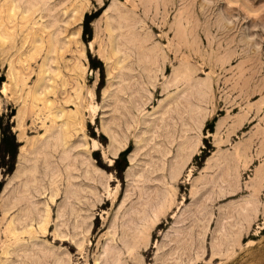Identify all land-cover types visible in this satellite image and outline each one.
<instances>
[{"label":"rangeland","instance_id":"374dc122","mask_svg":"<svg viewBox=\"0 0 264 264\" xmlns=\"http://www.w3.org/2000/svg\"><path fill=\"white\" fill-rule=\"evenodd\" d=\"M10 1L0 0V264L51 250L60 262L44 264H264V0H12L36 10L26 19ZM51 42L72 97L83 89L88 156L77 155L87 163L73 194L64 172L55 186L46 179L35 206L51 219L40 235L38 222L18 223L20 174L52 127L26 94ZM12 72L27 77L22 89ZM106 129L126 147L111 166ZM155 163L165 171L153 180Z\"/></svg>","mask_w":264,"mask_h":264},{"label":"bare ground","instance_id":"6f19581e","mask_svg":"<svg viewBox=\"0 0 264 264\" xmlns=\"http://www.w3.org/2000/svg\"><path fill=\"white\" fill-rule=\"evenodd\" d=\"M12 1V0H11ZM10 1V8H8V12L14 17V16H18V14L20 13L21 15H23V18L22 19H26V18H29V16L33 15L36 13V10L35 11H32L31 9H22L23 7H19L18 5V2L17 1ZM20 1V0H19ZM35 5V4H34ZM33 5V6H34ZM9 7V6H8ZM28 7V6H27ZM36 7V6H35ZM37 9V8H35ZM82 9V8H81ZM85 9V8H84ZM38 12V10H37ZM82 12V11H81ZM82 14V13H81ZM80 16V14H79ZM83 17V16H82ZM43 19V18H42ZM35 23V22H34ZM165 23V22H164ZM226 25V24H224ZM51 26V25H50ZM48 25H41V29H43V31H49L50 27ZM227 27V26H225ZM182 28V27H181ZM32 30V29H31ZM111 31V30H110ZM112 33V32H110ZM150 35V34H149ZM35 39H36V36H35ZM53 39V38H52ZM38 40V39H37ZM37 40H35L34 42L36 43ZM54 41V40H53ZM52 41V42H53ZM130 41V40H129ZM50 43L51 46L48 47L49 50H47V55L46 57L44 58L45 60V63L43 64L44 65V68L40 67V71H41V68H42V71L41 73H39V80L38 83L36 85V88H32L30 90H32L31 92L29 91V93H26L28 94L27 97L29 96V98L31 99L30 101L32 102V106L31 104L29 106H31L32 108H36L40 105H42V107H39L40 110L38 109L36 113L37 116H39L38 114L42 113L44 111H48V116L46 117V119H44L43 123L45 124V121L49 120L48 123H50L52 125L51 128H46V131H45V139L43 141H35V142H32L31 143V147L33 148V151L31 152V154L27 157H25L23 159V161L25 162V166L26 164H29L27 168H24L22 173L20 174V179L22 181H24V188H22V194H23V197L21 198V202L25 203V205L27 206V211L24 212V214L22 215V217H20L18 219V223L20 225H30L32 224V222H38L39 224V234L42 235V234H45L46 233V230H47V227L48 225L50 224V215H49V211H50V208L48 210V208L46 209L47 212L43 211L41 212L39 210L38 207H36V203H41V200H45L46 198V194L47 192H49V189L46 188V179H48L50 182H51V187L52 185H54L56 182V177L59 175V176H62L61 173L64 172V174L66 175L67 179H65V181L67 182V187L69 186L70 189L68 191H70L69 193L73 194L74 192V188H73V179L75 178V175H76V171L77 168H78V165L82 164L83 165V168H81L82 170L84 169V166L86 167V164H85V160L84 159H80L77 155H82V157H86L88 156V153H87V146H86V143L84 142L83 143V140H79V137H80V126H84L86 125L85 124V117H84V110H85V106L83 105V101L81 98V95H82V90L81 91V94L80 92L76 93V97L73 98L72 96V92L69 91V88H68V84H70V80H66V78H64L65 76H62V65H61V57L63 58V56L60 55L61 51L58 50V53L56 55V50L53 48L55 47V45L53 43ZM133 42V41H132ZM137 42V41H136ZM33 43V44H35ZM111 43V42H110ZM142 43V42H141ZM145 43V42H144ZM248 43V42H247ZM37 45V44H35ZM142 45V44H141ZM69 46V44L67 45ZM39 47V48H38ZM41 45H38L37 48H35V50L37 49V52H39V50H41ZM135 47V46H134ZM62 48V47H61ZM59 49V48H58ZM137 49V48H136ZM139 49V48H138ZM142 50V49H141ZM151 51V50H150ZM63 52V51H62ZM113 52V51H112ZM148 52V51H146ZM152 52V51H151ZM150 52V53H151ZM149 54V53H148ZM153 54V52H152ZM30 56V55H29ZM28 56V57H29ZM149 56V55H148ZM146 57V56H144ZM151 57V56H150ZM151 59V58H150ZM68 61V60H67ZM69 63V62H68ZM78 63V62H77ZM76 64V63H75ZM152 64V63H151ZM55 65V66H54ZM61 65V66H60ZM70 65V63H69ZM73 66V65H72ZM139 66V65H138ZM76 67V66H75ZM80 67V65L78 66V68ZM13 66H11L10 70H12ZM76 67V69H78ZM76 71V69H73V68H70V72H72V70ZM81 68H79L78 70H80ZM14 70V68H13ZM25 70V69H24ZM81 71V70H80ZM77 72V71H76ZM192 72V71H191ZM16 72H12V74L10 75V78L11 80L17 84V87H19V89L22 87L25 86V82L27 80V77L26 78H23L22 75L23 74H15ZM18 73H22V72H18ZM67 73V71H66ZM73 73V72H72ZM76 74V73H75ZM79 74V73H77ZM66 75V74H65ZM81 75V74H80ZM79 75V76H80ZM69 76V75H68ZM71 76V75H70ZM69 76V77H70ZM82 77V76H81ZM73 78V77H72ZM77 78V77H76ZM185 78H188L185 77ZM184 78V79H185ZM68 79V77H67ZM78 80V79H77ZM183 80V79H182ZM189 80V78H188ZM187 80V82H188ZM78 82V81H77ZM185 82V81H184ZM72 83V82H71ZM79 83V82H78ZM77 83V84H78ZM14 84V85H15ZM73 84V83H72ZM76 84V85H77ZM184 84V83H183ZM197 84V83H196ZM80 85V84H79ZM79 85H77L79 87ZM188 85V84H187ZM199 85V83L197 84ZM194 86V85H193ZM202 87V85H200ZM5 87V86H4ZM81 87V86H80ZM83 87V86H82ZM81 87V88H82ZM187 87V86H186ZM6 88V87H5ZM21 88V89H22ZM188 88H189V85H188ZM187 88V89H188ZM198 88V87H197ZM196 88V89H197ZM192 89V87H191ZM201 89V88H200ZM5 90L7 91V89H4L3 88V92H5ZM77 90V87L76 89L74 88V91ZM194 90H195V87H194ZM199 90V89H198ZM202 90V89H201ZM20 91V90H19ZM187 92V91H186ZM75 93V92H74ZM193 93V92H192ZM200 93V91H199ZM58 97H62L61 101L63 102H59L57 100H54V97L53 96H57ZM189 95V94H188ZM197 95V94H196ZM200 95V94H199ZM186 95L183 94L182 97H180L181 99L180 100H186L187 96L185 97ZM196 97V96H195ZM200 97V96H199ZM26 98H24L25 100ZM193 99V98H192ZM197 99V98H196ZM23 100V101H24ZM179 100V99H178ZM177 100V101H178ZM203 100V98H202ZM186 101H189V98L186 100ZM196 101V100H195ZM24 102H27V101H24ZM184 102V101H183ZM38 103H42V104H38ZM191 103V102H190ZM29 104V102H28ZM178 104V103H177ZM179 104H181V102H179ZM186 104V103H185ZM25 107L22 111L23 114H29L31 111L29 109H27L26 107V103L24 104ZM262 105V104H261ZM179 106V105H178ZM187 106V105H186ZM185 106V107H186ZM193 106V105H192ZM192 106H189L192 108ZM76 108L73 112L72 108ZM184 107V105H183ZM184 107V108H185ZM188 107V106H187ZM186 107V108H187ZM188 107V108H189ZM194 107V106H193ZM185 108V109H186ZM30 111V112H29ZM29 112V113H28ZM181 112H183L181 110ZM34 114V113H33ZM41 114V115H42ZM23 118V117H22ZM182 118V117H181ZM183 121V120H182ZM186 121V120H185ZM87 122V121H86ZM187 122V121H186ZM183 125V124H182ZM186 124L184 125V128H185ZM188 128V127H187ZM181 129V128H180ZM183 129V127H182ZM105 130V128H104ZM103 130V131H104ZM118 130V129H117ZM133 130V129H132ZM185 131V129H183ZM107 133H108V136H109V139L111 141V151H110V156H113L111 157V160H110V166H111V163H112V159H114L119 150L121 151V148L122 147H125L123 145H118L116 144L117 143V136L115 134V131H112V129H109L107 130ZM134 131V130H133ZM187 131V130H186ZM185 131V132H186ZM184 133V132H183ZM190 133V132H189ZM107 135V134H106ZM188 135V134H187ZM101 139H103V137H101ZM187 140V139H186ZM185 140V141H186ZM173 141V140H172ZM78 142H79V145H78ZM183 144V143H182ZM125 145V144H124ZM172 143H171V147H172ZM170 147V148H171ZM126 148V147H125ZM98 151V148L97 147H94V149L92 150V155L96 154ZM182 151V150H181ZM89 152V151H88ZM170 154V153H169ZM58 155V156H57ZM57 156L58 157V161L57 162H54L53 157ZM167 157V155H166ZM169 157V155H168ZM185 157V156H184ZM78 159V160H77ZM81 161H80V160ZM86 159V158H85ZM161 159V157H160ZM161 161L163 162L164 161V158L161 159ZM166 161V160H165ZM87 163V162H86ZM90 164V163H89ZM164 164V162H163ZM163 164H160L158 165V163H155V164H152L150 166V170L151 173H153V177L152 179L154 180V178L156 179V177H161L163 178L164 177V171H165V168H164V165ZM160 166V168H158ZM81 167V166H80ZM91 167V166H90ZM89 169V168H88ZM87 170V169H86ZM86 170H84V174H86ZM99 171V170H98ZM61 172V173H60ZM76 172V173H75ZM158 172H161L162 174L158 173ZM93 173V172H92ZM96 173H98L96 171ZM155 173H158L159 175L158 176H155ZM95 174V173H94ZM78 175V174H77ZM96 175V174H95ZM58 178V177H57ZM84 179V178H83ZM91 179V178H90ZM59 180V179H58ZM77 180V179H76ZM93 180V178H92ZM98 180V178L96 179ZM53 181V182H52ZM81 181V180H80ZM85 181V180H84ZM151 181V180H150ZM166 181V180H165ZM62 182V180H61ZM65 182V183H66ZM76 182V181H75ZM90 182V181H89ZM88 182V183H89ZM63 183V182H62ZM87 184V182H86ZM166 184V183H165ZM73 185V186H72ZM100 185V184H98ZM154 185V184H153ZM162 185V184H161ZM55 186V185H54ZM62 187V186H61ZM102 187V186H101ZM50 188V187H49ZM57 188V187H55ZM77 188V187H76ZM63 189V188H62ZM55 190V189H54ZM59 188H57L54 193L56 192L55 195H57V192ZM66 190V188H65ZM53 191V190H52ZM81 190H79L80 192ZM49 194V193H48ZM47 194V195H48ZM60 194V192H59ZM79 194V193H78ZM52 195V194H51ZM62 195V194H60ZM31 196V198H30ZM65 196V195H64ZM158 195L153 192L150 194V197L152 199L156 198ZM62 198V197H61ZM70 198V197H69ZM73 198V197H72ZM37 199V200H35ZM50 199H53L52 200V203H54L56 200L55 196L53 195L52 198ZM48 199V200H50ZM71 199V198H70ZM57 201V200H56ZM69 201V200H68ZM165 201V200H164ZM151 202V201H150ZM47 203V202H45ZM51 203V204H52ZM167 203V202H166ZM172 203V202H171ZM155 204V203H154ZM53 205V204H52ZM70 205V204H69ZM54 206V205H53ZM62 206V205H61ZM150 208V207H149ZM147 209V208H146ZM69 210V208H68ZM161 210H162V207H161ZM150 211V210H149ZM158 211V208L157 210ZM69 212V211H68ZM151 212V211H150ZM51 213V212H50ZM156 213V212H155ZM160 213V211H159ZM158 214V213H157ZM153 215V214H152ZM50 217V218H49ZM62 215L59 214L58 215V221H59V218H61ZM156 217V216H154ZM156 219V218H155ZM144 220V219H143ZM68 221V220H67ZM152 221V220H151ZM56 222V221H55ZM30 229H33V228H30ZM38 234L37 232H34L33 230H26L25 232L23 231L22 235H27L29 236V238L31 240H34L35 239V234ZM46 235V234H45ZM58 236L60 238L58 239H61L62 242L65 244V243H70L72 244L74 239L73 238H70L69 236H61V235H55V237ZM18 239V238H17ZM20 239V238H19ZM73 241H72V240ZM60 241V240H58ZM72 241V242H71ZM24 248V247H23ZM54 249V248H53ZM68 249H71V246L68 248ZM31 250V249H30ZM45 251V250H44ZM49 251V250H48ZM52 252L48 253V255L45 256V252L44 254H42V251H37V252H34V255H32V253L30 252H27L25 251L26 253L21 256V260H22V263L23 264H44L46 262V260H49V259H53L55 262L57 260V262L59 261V255L63 254L64 252H54L53 250H51ZM61 251V250H60ZM38 253V255H37ZM6 255H9L8 252H6ZM36 255V256H35ZM64 257V256H63ZM58 258V259H57ZM19 260V259H18ZM53 261V262H54ZM21 262V261H20ZM60 262V261H59ZM66 262V261H65ZM9 264V263H8ZM14 264V263H13ZM57 264V263H56Z\"/></svg>","mask_w":264,"mask_h":264},{"label":"trees","instance_id":"16d2710c","mask_svg":"<svg viewBox=\"0 0 264 264\" xmlns=\"http://www.w3.org/2000/svg\"><path fill=\"white\" fill-rule=\"evenodd\" d=\"M3 154L4 152H3V139H2L0 143V156H2V158H3Z\"/></svg>","mask_w":264,"mask_h":264},{"label":"crops","instance_id":"0c3cea01","mask_svg":"<svg viewBox=\"0 0 264 264\" xmlns=\"http://www.w3.org/2000/svg\"><path fill=\"white\" fill-rule=\"evenodd\" d=\"M260 104H262V101L260 102ZM262 106V105H261Z\"/></svg>","mask_w":264,"mask_h":264}]
</instances>
